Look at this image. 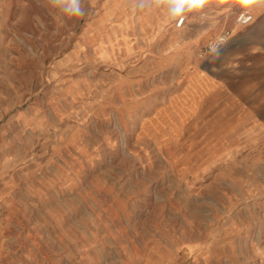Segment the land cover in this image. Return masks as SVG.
<instances>
[{
  "label": "rangeland",
  "instance_id": "374dc122",
  "mask_svg": "<svg viewBox=\"0 0 264 264\" xmlns=\"http://www.w3.org/2000/svg\"><path fill=\"white\" fill-rule=\"evenodd\" d=\"M81 6L0 0V264H263L264 0Z\"/></svg>",
  "mask_w": 264,
  "mask_h": 264
},
{
  "label": "crops",
  "instance_id": "0c3cea01",
  "mask_svg": "<svg viewBox=\"0 0 264 264\" xmlns=\"http://www.w3.org/2000/svg\"><path fill=\"white\" fill-rule=\"evenodd\" d=\"M134 9H130L129 13H127L126 17L128 18V24L127 25H132L133 21H136L139 24L140 29H142L143 23L146 19H148V13H143V15L141 14H137V16L134 14ZM152 14L149 15V17H151ZM127 22V21H125ZM212 28L211 24H208L205 27H201V32L202 33H208V31H210ZM116 35H114V37L109 36L107 34H105V39H99L98 42L95 44L94 47V52L96 54H98L100 56V58L102 59H109L112 54L114 53H119V52H123V54H126L127 51H129L130 45L129 42L130 40L128 39H116ZM174 39H177L179 37V35H175L173 36ZM195 74H191L190 77L188 78V85L186 87L183 88V90L176 95H173L169 98V102H172L174 104H183L184 102L183 100H186L187 96H190V94L192 93L193 89L198 87L200 84V81L202 79V77L198 74V78L197 79H191V76L194 77ZM192 105V103L189 105V107ZM183 110H184V106H183ZM262 114L264 113V110L260 111ZM263 264H264V259H263Z\"/></svg>",
  "mask_w": 264,
  "mask_h": 264
},
{
  "label": "built area",
  "instance_id": "2783aa9c",
  "mask_svg": "<svg viewBox=\"0 0 264 264\" xmlns=\"http://www.w3.org/2000/svg\"><path fill=\"white\" fill-rule=\"evenodd\" d=\"M251 19H252V15L247 13V12H244V11L239 12L237 14V17H236V21L239 24H246V23L250 22ZM185 20H186L185 14L179 15L174 21V26L175 27L182 26L185 23ZM230 36H231V31L229 29H224L219 34H217L213 40H211L207 44L206 48L210 51V45H212L218 49L224 43L227 42V40L229 39Z\"/></svg>",
  "mask_w": 264,
  "mask_h": 264
},
{
  "label": "clouds",
  "instance_id": "9594fccd",
  "mask_svg": "<svg viewBox=\"0 0 264 264\" xmlns=\"http://www.w3.org/2000/svg\"><path fill=\"white\" fill-rule=\"evenodd\" d=\"M54 4L60 5L59 10L68 16H82L85 14L83 9L82 0H53ZM210 51L218 56V49L212 45H210Z\"/></svg>",
  "mask_w": 264,
  "mask_h": 264
},
{
  "label": "snow or ice",
  "instance_id": "6c2138e0",
  "mask_svg": "<svg viewBox=\"0 0 264 264\" xmlns=\"http://www.w3.org/2000/svg\"><path fill=\"white\" fill-rule=\"evenodd\" d=\"M242 3H248L249 0H241Z\"/></svg>",
  "mask_w": 264,
  "mask_h": 264
},
{
  "label": "bare ground",
  "instance_id": "6f19581e",
  "mask_svg": "<svg viewBox=\"0 0 264 264\" xmlns=\"http://www.w3.org/2000/svg\"><path fill=\"white\" fill-rule=\"evenodd\" d=\"M203 32V31H202ZM209 32V31H208Z\"/></svg>",
  "mask_w": 264,
  "mask_h": 264
}]
</instances>
